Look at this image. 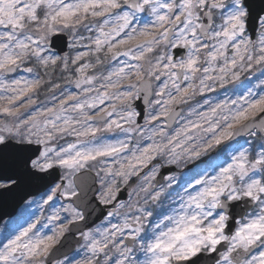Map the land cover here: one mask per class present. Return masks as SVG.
Wrapping results in <instances>:
<instances>
[{
	"label": "snow or ice",
	"instance_id": "snow-or-ice-1",
	"mask_svg": "<svg viewBox=\"0 0 264 264\" xmlns=\"http://www.w3.org/2000/svg\"><path fill=\"white\" fill-rule=\"evenodd\" d=\"M0 29V196L46 187L41 215L0 238V264H264V88L248 87L207 111L197 103L187 113L195 118L181 117L185 123L169 132L176 106L245 73L264 76V0L258 7L254 0H0ZM65 38L69 52L57 54ZM119 57L126 59L105 67ZM19 71L31 78L10 75ZM241 135L259 137V150L226 152ZM65 137L74 139L59 143ZM211 152L218 162L189 169L179 206L150 228V205L176 179L153 190L159 165L133 190L138 199L108 212L119 223L77 228L79 259H54L87 218L72 202L53 207L57 196L79 199V176L94 173L96 199L109 205L158 157L180 165Z\"/></svg>",
	"mask_w": 264,
	"mask_h": 264
},
{
	"label": "rangeland",
	"instance_id": "rangeland-1",
	"mask_svg": "<svg viewBox=\"0 0 264 264\" xmlns=\"http://www.w3.org/2000/svg\"><path fill=\"white\" fill-rule=\"evenodd\" d=\"M0 30H2V29H0ZM80 31L85 36H88L91 34V33L85 32L83 29H80ZM79 50H83V49H79ZM124 59H126V58L125 57H119V58H117L116 61H111L110 66L115 67L120 60H124ZM18 76H28L29 78H31L30 74L24 73L23 71H20L17 75H14L12 77H18ZM163 79H164V77L161 78V81H157L156 84L159 85L163 81ZM261 79H264V76H261L260 70L257 69L254 72L245 73L241 77V81L237 82L236 84L235 83L233 85L227 84L223 88L219 87V85H216L214 91L205 92L203 95H197L194 100L189 102L188 106L182 105L183 109H184L183 110L184 114L182 117H184L186 119H194L195 117H189L187 115V113L189 111V107H194L197 105V103H199V105H202V107L197 108V111H207L208 107L214 105L216 102H218L220 100H224L226 98L227 99H234L237 94L242 93L248 87H253L254 91L259 92L261 90V88H264V85H261L260 87H254V86L258 85L259 81ZM57 82L62 83L61 81H57ZM62 87H67L71 91H76V89L74 87H72L71 85H68V84H62ZM41 92L44 93L43 91H41ZM46 95H47V93H46V89H45V95L41 101L46 100ZM56 95L59 96V92H57ZM205 100L209 101L208 105L204 104ZM57 103H58V101H57ZM37 106H39V105H36L34 107H37ZM49 106H51V105L49 104ZM0 118H2V117H0ZM183 123H185V119L180 118V120L177 122L176 126H174V128H172V129H169V132L171 133L172 130L179 127ZM106 136L109 139L123 138L122 133L121 134H106ZM73 139H74L73 137H65V139L61 140L59 143L63 144V143H65V141H71ZM259 143H260L259 137L254 138V137L249 136L246 139L245 143L242 144L243 146H240V147L247 148L251 144V145L255 146L256 150L258 151L259 150V147H258ZM235 148H237V147L229 148L227 150V152H232ZM221 157L222 156H220L219 159ZM163 160H165V158L158 157L157 160L153 162V164H150L148 166V168L143 169V171L140 173V175L138 177L134 176V177L130 178L131 181L134 182L130 188V190H131L130 192H132V195L131 196L129 195L128 198L126 200H124V202H121V203H127L129 201H134V200L138 199V197L135 194V191H133V190L134 189L138 190L137 186L139 184H141L143 177L147 176L148 172L151 171V169L155 165H158ZM216 162H218V158L216 159ZM187 174H188L187 172H178L177 174L174 173V174L166 176V177L174 176L176 178L175 183L172 184L171 188L165 193V195L162 197V199L156 205H150L153 209L154 214L152 217L149 218V225L146 227L150 228L151 223L158 220L160 215L166 214L171 208L179 206V200L177 198V195L176 194L172 195L171 191L174 189L175 186H176L175 188H176L177 192L180 191V185H181L180 182H181V180H183L185 178V176ZM164 183H162V184H164ZM152 184H154L153 181H152ZM162 184L157 185L156 187H154L153 190L158 189ZM99 189H100V185L98 182V191H99ZM45 191H46V189L44 191L38 193V195H36V196H31V197L27 198V200L24 201L21 204V206L19 207V209L17 210V213H15L12 217H7V219H5L1 222V224H0V238H2L5 234L13 232L19 226H24L26 221L29 220L30 218H32L33 215H35V216L41 215V209H39L37 205L41 202V197L44 195ZM168 195H170V196H168ZM141 196H143V193H141ZM173 201H175V203H173ZM70 202L71 201L65 200V199L57 196L53 202V207H62L63 205H66ZM50 211H51V209L48 208V206H44L43 215L47 216L48 214H50ZM121 211H123V210H121ZM61 215L66 217L67 213H62ZM109 221L111 223H119L120 217H118V216L108 217V215H107L103 219L102 222H100L98 225L94 226L92 229H95L97 227L110 226ZM43 222L46 223V221H43ZM49 227H51V226H49ZM45 231H47V229H45ZM79 247H80V245H78V247L75 249V251H73L72 254L67 255V256H69L70 258L79 259L80 256L75 255L76 250ZM136 256H138L139 258L141 257L140 259H143V255L139 252L136 253Z\"/></svg>",
	"mask_w": 264,
	"mask_h": 264
},
{
	"label": "water",
	"instance_id": "water-1",
	"mask_svg": "<svg viewBox=\"0 0 264 264\" xmlns=\"http://www.w3.org/2000/svg\"><path fill=\"white\" fill-rule=\"evenodd\" d=\"M254 6H259V0H254ZM255 26L250 23L249 32L252 34V29ZM58 53L64 54L67 51V38H65L63 43L58 42L54 48ZM175 51V50H173ZM138 110L143 111L144 104L143 101H137ZM176 112L180 114V106H176ZM177 115V116H178ZM143 120L142 116L138 117V122ZM171 126L173 122H170ZM245 137V135L237 136L235 140H239ZM234 141V140H233ZM215 152L208 153L206 156L195 161L193 164H198V162H203L208 160ZM173 170V167L163 168L156 177V182L159 183L163 181L164 174L168 171ZM59 179V170L56 173V181ZM77 184L80 188V197L79 199H74L75 203L81 209L86 211V220L80 222L77 226L73 228V232L66 234L65 238L62 240V247H60L59 252L56 254L54 259H59L63 255H67L75 249V245L81 242L79 235H77V228L84 230L93 226V224L100 220L106 214V206L99 203L96 199V190H97V180L95 174L82 175L77 178ZM46 187L43 183H33L22 186L17 192L11 195L0 196V222L7 218V216H12L20 206V204L31 195H36L39 191L44 190ZM123 197L125 196V191L122 192ZM208 259V260H207ZM210 261V264H213L214 258H204L200 261V264H203V261Z\"/></svg>",
	"mask_w": 264,
	"mask_h": 264
}]
</instances>
